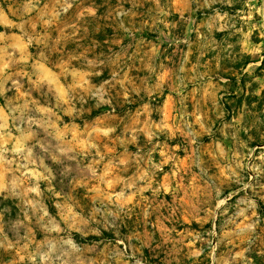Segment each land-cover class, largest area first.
<instances>
[{"label": "rangeland", "instance_id": "rangeland-1", "mask_svg": "<svg viewBox=\"0 0 264 264\" xmlns=\"http://www.w3.org/2000/svg\"><path fill=\"white\" fill-rule=\"evenodd\" d=\"M0 264H264V0H0Z\"/></svg>", "mask_w": 264, "mask_h": 264}]
</instances>
